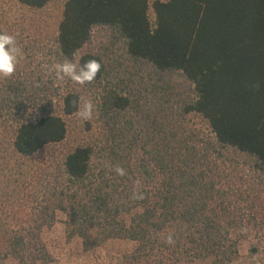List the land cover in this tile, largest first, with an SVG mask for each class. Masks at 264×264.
<instances>
[{"label":"trees","instance_id":"obj_1","mask_svg":"<svg viewBox=\"0 0 264 264\" xmlns=\"http://www.w3.org/2000/svg\"><path fill=\"white\" fill-rule=\"evenodd\" d=\"M62 1L56 56L102 65L97 134L57 159L79 91L55 113L44 82L0 79V264H50L60 216L86 252L133 243L123 264H231L264 227V0ZM95 29L122 53L84 50Z\"/></svg>","mask_w":264,"mask_h":264},{"label":"rangeland","instance_id":"obj_2","mask_svg":"<svg viewBox=\"0 0 264 264\" xmlns=\"http://www.w3.org/2000/svg\"><path fill=\"white\" fill-rule=\"evenodd\" d=\"M154 1L150 0V2ZM63 5L62 0H53L42 9L35 10L13 0H0V28L4 33L14 35L18 46L22 49V56L13 77L24 81L39 80L49 86L46 92L47 99L40 104L41 110L60 113V97L67 90L79 91L81 96L80 111L66 119L68 132L65 140L53 148L55 150L53 155L57 159H61L67 150L90 141L91 135L97 134L95 128L92 132L86 130V122L92 121L93 118L85 120L80 115L84 104L88 101L92 102L93 110L95 109L96 94L92 89L89 90L67 78L58 79L55 72L49 70L52 65L63 62L56 56L54 43ZM149 18L153 23L154 14L151 9ZM116 45L114 47L110 44L107 30L95 29L91 43L84 50L104 52L106 51L104 49L109 48L120 55L122 44L119 42ZM45 65H48L49 69H46ZM23 113L37 115V109L29 108ZM190 126L204 134H209L206 122L200 117H193ZM63 221V217H58L52 227L42 232L43 243L52 258L50 264H123L122 257L130 254L134 248V244L130 242L110 241L86 252L79 238H67ZM231 264H264V227L258 232L255 230L248 232L240 243L238 258Z\"/></svg>","mask_w":264,"mask_h":264},{"label":"clouds","instance_id":"obj_3","mask_svg":"<svg viewBox=\"0 0 264 264\" xmlns=\"http://www.w3.org/2000/svg\"><path fill=\"white\" fill-rule=\"evenodd\" d=\"M21 56L22 49L18 46L16 37L0 32V79H8L15 74ZM45 68L49 69V66L45 65ZM101 69L102 65L95 59L81 63L79 58H65L63 62L52 65L49 70L54 71L60 80L67 78L78 85H84L96 80ZM80 115L85 120L92 118L93 104L91 101L84 104ZM116 171L121 176L125 174L122 168H118ZM168 242H172L171 237Z\"/></svg>","mask_w":264,"mask_h":264}]
</instances>
